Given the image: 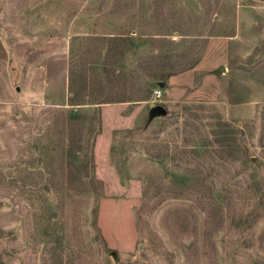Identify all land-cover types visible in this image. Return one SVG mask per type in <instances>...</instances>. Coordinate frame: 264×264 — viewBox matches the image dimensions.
Wrapping results in <instances>:
<instances>
[{"label": "rangeland", "instance_id": "obj_1", "mask_svg": "<svg viewBox=\"0 0 264 264\" xmlns=\"http://www.w3.org/2000/svg\"><path fill=\"white\" fill-rule=\"evenodd\" d=\"M0 264H264V0H0Z\"/></svg>", "mask_w": 264, "mask_h": 264}, {"label": "water", "instance_id": "obj_2", "mask_svg": "<svg viewBox=\"0 0 264 264\" xmlns=\"http://www.w3.org/2000/svg\"><path fill=\"white\" fill-rule=\"evenodd\" d=\"M158 112H164L162 108H158Z\"/></svg>", "mask_w": 264, "mask_h": 264}]
</instances>
